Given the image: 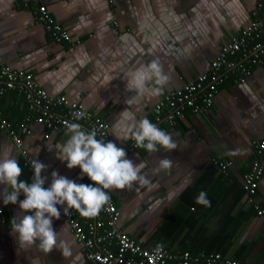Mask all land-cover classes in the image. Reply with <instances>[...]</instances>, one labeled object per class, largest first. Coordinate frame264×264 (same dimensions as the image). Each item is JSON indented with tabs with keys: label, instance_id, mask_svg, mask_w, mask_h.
Wrapping results in <instances>:
<instances>
[{
	"label": "crops",
	"instance_id": "1",
	"mask_svg": "<svg viewBox=\"0 0 264 264\" xmlns=\"http://www.w3.org/2000/svg\"><path fill=\"white\" fill-rule=\"evenodd\" d=\"M39 1L80 44L52 41L36 21L32 0H0V62L32 73L50 96H65L100 115L110 125L112 142L126 152V129L133 119L152 121L164 95L208 72L219 50L248 28L259 5L264 6V0ZM153 60L169 77L162 92L128 91L129 71ZM21 102L22 97L9 94L4 104L16 123L25 113ZM165 131L177 142L176 150L127 152L134 163L144 162L150 185L133 182L111 190L121 213L119 227L146 249L163 244L193 254L220 253L242 264H264V217L257 215L243 189L255 143L264 140V66L256 67L243 85L227 81L208 114L187 112L177 127ZM46 134L36 124L25 139L29 155L47 166L42 172L46 187L53 171L77 183L84 180L79 167L69 169L57 158L54 147L68 139L66 130L52 133L49 140ZM5 151L23 169L20 179L30 183L34 170L0 132V154ZM164 156L173 161L172 167L154 174ZM217 158L232 163L228 174ZM5 187L0 185V194ZM201 191L207 193L210 207L195 202ZM258 200L264 208V179ZM64 207L53 227L60 232L58 240L68 242L70 257L57 249L44 253L19 244L10 222L21 210L18 204L5 206L0 195V264H90L64 223Z\"/></svg>",
	"mask_w": 264,
	"mask_h": 264
},
{
	"label": "built area",
	"instance_id": "2",
	"mask_svg": "<svg viewBox=\"0 0 264 264\" xmlns=\"http://www.w3.org/2000/svg\"><path fill=\"white\" fill-rule=\"evenodd\" d=\"M34 16L38 24L44 26L55 43L80 44L66 28L52 17L47 7L39 0H32ZM113 3V1H111ZM264 66V6L259 5L251 25L231 37L219 50L211 63L209 71L190 81L179 89L170 91L155 106L152 123L165 131L177 127L187 112L206 115L214 106L216 96L227 81L235 85L247 83L256 67ZM18 92L28 106V113L18 124L9 122L2 116L0 109V131L21 153L24 164L33 170V159L25 148V139L33 134L34 125L43 126L49 140L52 133L66 130L65 121L79 123L83 129L95 130L97 139L112 141L110 125L100 116L87 110L82 104L69 101L65 96L52 97L38 83L32 73L14 71L0 62V95ZM83 110L85 117L73 120L72 113ZM166 132V131H165ZM128 153L140 150L130 138ZM255 159L251 171L245 175L243 189L249 204L259 217H264L258 195L264 179V140L255 143ZM224 174L232 163L226 159L218 160ZM43 175V174H42ZM44 176V175H43ZM80 183L92 184L85 175ZM46 187V181H45ZM110 200L92 217H83L76 210L70 216L63 214L64 223L80 244L86 261L90 264H241L220 253L193 254L189 251L172 250L163 244L146 249L119 227L120 210L112 196L106 190ZM62 208V206H57Z\"/></svg>",
	"mask_w": 264,
	"mask_h": 264
},
{
	"label": "clouds",
	"instance_id": "3",
	"mask_svg": "<svg viewBox=\"0 0 264 264\" xmlns=\"http://www.w3.org/2000/svg\"><path fill=\"white\" fill-rule=\"evenodd\" d=\"M168 81L169 77L163 73L159 61L153 60L130 70L125 88L140 95L159 94ZM84 117L83 110L72 113L73 120ZM65 125L68 139L54 147L58 150L57 158L66 161L69 169L79 167L81 175H86L93 183H77L53 171L51 184L45 187L47 177L42 172L47 166L36 159L31 160L34 175L29 183L20 179L23 169L11 153L5 151L0 154V185L6 187L0 195L5 206L18 204L21 210V214L13 217L10 222V231L19 244L25 247L36 246L44 253L57 249L64 257H70L72 251L68 242L58 240L60 232L53 227V220L61 217L58 205H66L63 208L65 216H70L74 209L83 217H92L109 202L110 196L106 190L124 189L133 182L150 185V181L143 172L146 167L144 162L136 164L128 159L124 148L112 141L97 139L95 130L83 129L79 123L65 121ZM126 138H131L137 148L146 149L149 153L161 149L172 152L178 147L171 133L165 132L147 118L133 119L126 129ZM172 165L173 161L164 156L158 159L153 173L168 170ZM21 195L24 197L22 200L19 199ZM195 202L211 206L204 191L199 193Z\"/></svg>",
	"mask_w": 264,
	"mask_h": 264
},
{
	"label": "trees",
	"instance_id": "4",
	"mask_svg": "<svg viewBox=\"0 0 264 264\" xmlns=\"http://www.w3.org/2000/svg\"><path fill=\"white\" fill-rule=\"evenodd\" d=\"M32 5H33V10H34V4H33V1H32ZM70 34H71V36L74 38V36L72 35V33L70 32V31H68ZM75 40H77L76 38H74ZM81 40V39H80ZM9 94H11V96L12 95H14V96H16V95H18V96H20V97H22L21 95H19V93L18 92H14V91H11V92H8V93H6V94H4V95H0V109H1V112H2V116L3 117H5L9 122H11V123H13V124H18V123H16L17 121H15V120H13V118L12 117H10V114H9V111L10 110H6V107H5V101H6V99H7V96L9 95ZM22 100H23V102H21V103H18L19 105V107L21 106L23 109V111L25 112V113H23L24 114V117L20 120V121H18V122H21L24 118H25V116L27 115V113H28V106H27V104H26V102H25V99L22 97ZM20 107V108H21ZM1 133H3V134H5L6 136H7V134L5 133V132H3V131H0ZM245 192V191H244ZM230 258V257H229ZM232 259V258H231ZM234 260V259H233ZM241 263V262H240ZM242 264V263H241Z\"/></svg>",
	"mask_w": 264,
	"mask_h": 264
}]
</instances>
